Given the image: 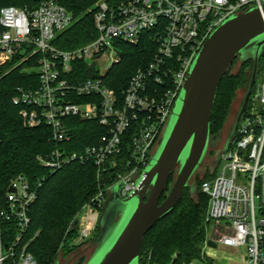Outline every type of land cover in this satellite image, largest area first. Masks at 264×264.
<instances>
[{"label":"built area","instance_id":"built-area-1","mask_svg":"<svg viewBox=\"0 0 264 264\" xmlns=\"http://www.w3.org/2000/svg\"><path fill=\"white\" fill-rule=\"evenodd\" d=\"M67 1L24 0L22 6L0 7V65L15 57L29 61L39 54L37 85L17 87L12 101L21 106L24 126L50 127L54 147L36 157L41 165L56 171L64 164L91 161L99 177L119 167V159H126L116 180L100 189L86 204V212L76 218L77 231L86 235L96 226L98 211L113 185L123 182V197L135 189L208 35L232 15L251 7L261 10L264 0H99L92 6L93 37L61 48L57 39L74 22ZM142 37L155 45L151 58L118 92L105 83L120 61L118 42L137 44ZM101 59L109 60L104 67L98 64ZM247 105L233 140L219 161L210 165L212 177L200 185L208 198L205 221L214 224L205 241L207 250L199 258L203 264L205 255L213 256L215 264H264V67ZM69 119L95 121L103 132L95 143L71 149L75 126ZM37 184L24 174L9 181L0 201V264L7 259L12 264H37L28 241L22 243ZM3 221L15 222L14 235L6 242ZM208 240L215 245H207Z\"/></svg>","mask_w":264,"mask_h":264},{"label":"trees","instance_id":"trees-1","mask_svg":"<svg viewBox=\"0 0 264 264\" xmlns=\"http://www.w3.org/2000/svg\"><path fill=\"white\" fill-rule=\"evenodd\" d=\"M24 0H0V7L22 6ZM99 0H68L66 6L73 14L74 22L58 37L56 44L61 48H71L89 41L95 34L92 21V6ZM118 3L121 0H107ZM90 8V9H89ZM61 41V42H60ZM120 61L108 72L105 83L121 92L129 77L140 65L151 58L155 45L146 37L137 44L118 42ZM18 62L12 58L0 65V201H3L9 181L17 174H24L32 185H36V199L31 204V223L22 236V243L28 241V251L37 264H57L58 254H67L75 245L69 238L77 231H68L82 206L96 194L99 184L107 186L116 180L117 171L123 170L126 159H119L120 166L97 177V168L91 162H71L56 171L41 165L38 155L49 153L54 147L50 140V127L23 125L19 114L21 106L14 104L13 96L19 86H35L38 82L37 57ZM244 62L234 74L227 72L221 79L210 116V137L221 128L226 115L227 104L237 87L247 83ZM264 67V51L260 57L259 71ZM74 127L71 149L96 142L103 128L95 121L69 119ZM96 134V137H95ZM128 154V150H124ZM213 173V172H212ZM213 175V174H212ZM211 175V177H212ZM205 176V175H204ZM98 178L100 180H98ZM172 177L169 179V184ZM197 187L196 198L185 188L183 195L172 212L158 220L144 235L138 264H181L199 257L201 248L209 234V224L205 221L207 195L200 191L202 179H194ZM167 192L163 193L161 202ZM101 210V209H100ZM3 242L9 241L15 232L14 221H3L1 225ZM36 229L39 233L34 236ZM98 229V226H97ZM211 259L205 264H213ZM4 264H12L7 259Z\"/></svg>","mask_w":264,"mask_h":264},{"label":"water","instance_id":"water-1","mask_svg":"<svg viewBox=\"0 0 264 264\" xmlns=\"http://www.w3.org/2000/svg\"><path fill=\"white\" fill-rule=\"evenodd\" d=\"M263 51L264 7L261 10L251 7L230 16L208 35L190 65L160 142L135 181V189L122 197L123 182L110 188L97 222L98 233L92 240L96 247L85 264H138L145 233L172 212L185 188L192 194L196 190L190 180L209 146L210 116L222 77L236 59L249 63L247 83L216 163L233 140L243 118ZM170 177L174 178L171 185ZM165 192V198L159 202ZM114 196H121L117 199L120 205L131 202V208L121 214L119 210L113 212L107 206ZM121 222L117 235L97 260H93L98 253L99 238L105 235L109 225L118 226ZM68 231H77L76 219ZM207 245L214 246L215 243L208 240ZM176 256L177 253L170 264Z\"/></svg>","mask_w":264,"mask_h":264},{"label":"rangeland","instance_id":"rangeland-1","mask_svg":"<svg viewBox=\"0 0 264 264\" xmlns=\"http://www.w3.org/2000/svg\"><path fill=\"white\" fill-rule=\"evenodd\" d=\"M22 61L23 60H18L19 63H21ZM108 61L109 60L101 59L98 64L101 67H104L105 64H106V62L108 63ZM239 63H240V60L239 59H236L234 61V63L231 65V67L228 70L229 74H234V73H236V72L239 71ZM248 68H249V63H247V66L244 69L245 73L248 71ZM259 75H260V71H259ZM259 75H257L256 80L259 78ZM256 80H255V82H256ZM245 85L246 84H243L242 86L237 87L234 90V94H233L232 98L230 99V101L227 104L226 115H225V118H224V120L222 122L221 128L219 129V131L217 133L212 134L211 137H210V141H209V151H208L209 155H208L207 158H205L206 159V162L207 161L209 162V166L206 167V168H204L206 162L205 163L203 162L197 168V170L194 172V174H193V176H192V178L190 180L191 183H194L195 182L194 179L196 178V176H198L199 178L202 179V181H204L206 179H209L211 177V175L214 173L213 169H210V165H212V163L215 162V160H216L215 157H217V153H219L218 151H219V149H221V147H222V145L224 143V140H225V138L228 135V132L230 130V127L232 125V122L234 120V117H235V115L237 113V110H238V107H239V104H240V101H241V98H242V94H243ZM248 103H249V100H248ZM221 164H222V161H220V163L218 165V168L221 166ZM173 179L174 178L172 177L171 182H170L169 185L172 184ZM98 180H100V179L98 178ZM104 187L105 186H102V185L99 184V189H98V191L96 192V194L94 196H96L97 193L99 192V190L100 189H103ZM196 191H197V187H196L195 192L193 193V197L194 198H196V195H197V192ZM94 196H92V198ZM119 197H121V196H114L113 202L110 203L109 204L110 206L108 205L107 207H110V209L112 208L114 210L113 212H117L119 210L118 213L121 214L123 211H127L129 208H131V202H127L126 204L125 203H122L120 205V204L117 203L118 202L117 199ZM107 198H108V196L106 197V201H107ZM91 199L89 201H87L82 206V208L79 211V213H78V215H77L76 218H78L79 216L81 217L86 212V210H87L86 204L88 202H90ZM106 201H104V202H106ZM101 210H102V208H101ZM101 210L99 209V211H98V214L99 215L101 213ZM205 215H206V213H205ZM207 224H209V222ZM77 225L78 224L76 223V226ZM121 225H122V222L118 226H116V225H109V227L107 228V230L105 232V235L102 236L101 238H99V240H98V242H99L98 250H97L98 253H96L97 255L94 257L93 260H95V259L97 260V256H99V254H101L104 251V249H106V247L110 244V242L117 235L118 231L121 228ZM208 227H209V234H207L208 236L206 237V239L209 237V235H212L213 228H214V224L213 223H210ZM38 233H39V229H36L34 236L37 235ZM97 233H98L97 224L92 229H89V231L87 232L86 235H80L79 231H77V234L76 235H74V236H72V237L69 238V244L70 245H73L74 244L75 247L71 251H69L67 254H65V253L64 254L63 253H59L58 254L57 264H85V262L87 261V259L92 254L94 248L96 247L95 244L92 242V240L96 236ZM206 250H207V247H205V243H204L203 246H202V248H201L200 255H201L202 252H205ZM200 255H199V257L192 259V264H203L202 261L199 259L200 258ZM208 259H211L214 262L213 264H215V260L216 259L213 256H206L205 255V260H208ZM181 262L182 263H187L188 261L182 260Z\"/></svg>","mask_w":264,"mask_h":264},{"label":"flooded vegetation","instance_id":"flooded-vegetation-1","mask_svg":"<svg viewBox=\"0 0 264 264\" xmlns=\"http://www.w3.org/2000/svg\"><path fill=\"white\" fill-rule=\"evenodd\" d=\"M242 62H240L239 63V68L242 66ZM258 75H259V73H258ZM229 133V132H228ZM226 139V138H225ZM225 141V140H224ZM224 144V143H223ZM222 147H223V145H222ZM222 147H221V149H222ZM221 149H219V151L218 152H220V150ZM208 151H209V146H208V149H207V152H206V155H205V157H204V159H203V161H202V163L204 162H206V159L205 158H207L208 157V155H209V153H208ZM217 155H218V153H217ZM217 157H215V159H216ZM216 161V160H215ZM201 163V164H202ZM209 166V162L207 161L206 163H205V167L204 168H206V167H208ZM195 185V184H194ZM106 201V200H105ZM100 216V215H99Z\"/></svg>","mask_w":264,"mask_h":264},{"label":"bare ground","instance_id":"bare-ground-1","mask_svg":"<svg viewBox=\"0 0 264 264\" xmlns=\"http://www.w3.org/2000/svg\"><path fill=\"white\" fill-rule=\"evenodd\" d=\"M99 218V217H98Z\"/></svg>","mask_w":264,"mask_h":264}]
</instances>
